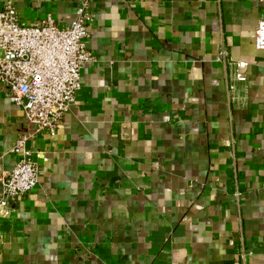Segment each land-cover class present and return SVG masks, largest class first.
I'll use <instances>...</instances> for the list:
<instances>
[{
  "label": "crops",
  "instance_id": "obj_1",
  "mask_svg": "<svg viewBox=\"0 0 264 264\" xmlns=\"http://www.w3.org/2000/svg\"><path fill=\"white\" fill-rule=\"evenodd\" d=\"M8 1L60 26L81 2ZM91 7L96 61L28 143L39 183L0 211V264H264V1ZM24 120L0 85V193Z\"/></svg>",
  "mask_w": 264,
  "mask_h": 264
},
{
  "label": "built area",
  "instance_id": "obj_2",
  "mask_svg": "<svg viewBox=\"0 0 264 264\" xmlns=\"http://www.w3.org/2000/svg\"><path fill=\"white\" fill-rule=\"evenodd\" d=\"M92 1L81 0L75 19L63 26L52 16L27 25L12 1L0 8V85L23 109L26 128L12 150L18 159L3 181L0 211L13 210L38 185L40 167L28 143L41 132L57 135L76 104L85 68L96 61L89 47ZM254 45L264 53V18Z\"/></svg>",
  "mask_w": 264,
  "mask_h": 264
}]
</instances>
